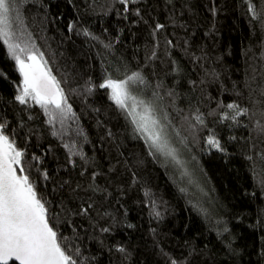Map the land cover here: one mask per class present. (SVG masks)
<instances>
[{
    "label": "trees",
    "instance_id": "1",
    "mask_svg": "<svg viewBox=\"0 0 264 264\" xmlns=\"http://www.w3.org/2000/svg\"><path fill=\"white\" fill-rule=\"evenodd\" d=\"M9 21L71 117L61 140L16 99L0 38V129L75 264H264V0H11ZM134 74L178 159L100 87Z\"/></svg>",
    "mask_w": 264,
    "mask_h": 264
},
{
    "label": "snow or ice",
    "instance_id": "2",
    "mask_svg": "<svg viewBox=\"0 0 264 264\" xmlns=\"http://www.w3.org/2000/svg\"><path fill=\"white\" fill-rule=\"evenodd\" d=\"M122 2L127 3V0ZM10 6L11 0H0V38L8 45L23 77L22 94L17 99L24 103L27 96H32L42 105L55 104L59 108L63 95L55 77L37 54L29 51L26 62L17 55V49L25 52V48L9 42L12 36ZM138 78V74H134L123 81L110 79L100 87L110 88L115 102L127 107L129 99L135 101L128 90L129 81ZM228 107L238 106L229 104ZM151 111L150 107H145L139 127L158 150H163L166 144L161 142L160 133L153 130L158 121L152 118ZM208 143L219 148V142L214 139L210 138ZM22 155L0 132V264H9L10 261H18L19 264H75L58 242L57 232L49 224L47 210L37 198L28 177L16 174L13 166L20 163Z\"/></svg>",
    "mask_w": 264,
    "mask_h": 264
},
{
    "label": "rangeland",
    "instance_id": "3",
    "mask_svg": "<svg viewBox=\"0 0 264 264\" xmlns=\"http://www.w3.org/2000/svg\"><path fill=\"white\" fill-rule=\"evenodd\" d=\"M11 32H12V36H11V39H10L9 42L10 43H13V44H18L21 48H25V50H26L25 52H20L19 49H17V55H19L22 59H25L26 62H27V53L29 51L37 54L38 57L40 58L41 62L47 68V70H49L50 73H51V75L54 76L52 70L50 69V67L47 64V60L44 57V55L42 53V50L41 49L39 50V48L37 47V45H36L35 40L33 39V37H31L30 34H28V36H27L23 32H22L23 35H26V36H24V37L17 36L16 37L14 31L11 30ZM5 45H6V48L8 49V45L7 44H5ZM8 52H9V55L12 57V60L15 61V59H14L12 53L9 51V49H8ZM15 63H16V61H15ZM15 70H17V74L21 78L20 79L21 82L19 83V85L16 86V92H17L16 99H17V97L22 94L23 77H22V74L18 70L17 63L15 64ZM55 80L58 83L59 88H60V90L62 92V95H63V101H62L61 106L59 108H57L55 104H44V105H42L41 103H38L37 100L33 99L32 96H27L25 98V102L26 103L27 102H36V103H38L39 106H40V108H41V110H42V112H44V114L46 116L47 123H49L50 127L52 128V132L55 133V135H56L57 138L63 140L65 138L66 134H67L66 132H67V129H68V123H69L68 121L70 120V117L71 116L69 115L70 111H69V108L67 106L68 105V102L64 98V90L60 86V83L58 82V80L56 79V77H55ZM128 90L130 92L131 97H135L134 95H132V92L130 91L129 88H128ZM18 101H20V100H18ZM126 103L128 105L127 106V109L130 110L131 115H132V118L135 120L136 124L139 127L140 117L145 114V107L146 106L149 107L148 104H143L140 100H138L137 97H135V101H133L132 99H129ZM151 116H152L153 119H155L156 121H158V124L155 126V128L153 130L160 133V135H161V142H163L164 144H166V147L163 150H160V151L162 153L164 152L166 154H169L170 153V155H173L176 159H178V157H177L178 152L176 150V149H178V145H176V143L174 142V140L171 139L168 136V134L166 132V129L163 128V124L152 113V111H151ZM139 129H141V128L139 127ZM0 132H2L1 129H0ZM143 133H144L146 139L151 144V146L155 147L153 145V143H152V140L149 138L148 134L146 132H144V131H143ZM14 147L18 151L17 147L16 146H14ZM155 148L157 149V147H155ZM20 166H21V157H20ZM20 170H19L18 173L22 177L24 175L20 174Z\"/></svg>",
    "mask_w": 264,
    "mask_h": 264
},
{
    "label": "water",
    "instance_id": "4",
    "mask_svg": "<svg viewBox=\"0 0 264 264\" xmlns=\"http://www.w3.org/2000/svg\"><path fill=\"white\" fill-rule=\"evenodd\" d=\"M13 167H14V169H15V171H16V174H17L18 176H20V175H19V173H18V172H19V170L21 169V167H20V163H19V164H16V165H14ZM10 262H12V261H10ZM10 262H9V263H10ZM13 262H15V263L17 262V263L19 264V262H18V261H13Z\"/></svg>",
    "mask_w": 264,
    "mask_h": 264
}]
</instances>
